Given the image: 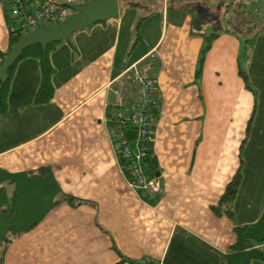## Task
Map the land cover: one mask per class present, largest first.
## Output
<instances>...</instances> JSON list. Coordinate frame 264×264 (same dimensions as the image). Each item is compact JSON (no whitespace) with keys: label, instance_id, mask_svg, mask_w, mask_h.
Segmentation results:
<instances>
[{"label":"crops","instance_id":"obj_1","mask_svg":"<svg viewBox=\"0 0 264 264\" xmlns=\"http://www.w3.org/2000/svg\"><path fill=\"white\" fill-rule=\"evenodd\" d=\"M258 1L250 2L264 11ZM118 2L117 16L54 44L47 102L36 101L38 57L12 70L0 112V264H223L235 227L264 210V31L245 62L242 39L221 32L200 67L206 35L192 31L190 9ZM9 28L0 0L4 52ZM146 62L160 99L157 168L146 170L160 180L157 192L130 186L106 123L111 88L129 99L137 92L122 71ZM238 169L233 215L218 214Z\"/></svg>","mask_w":264,"mask_h":264},{"label":"trees","instance_id":"obj_2","mask_svg":"<svg viewBox=\"0 0 264 264\" xmlns=\"http://www.w3.org/2000/svg\"><path fill=\"white\" fill-rule=\"evenodd\" d=\"M10 0H4V7L6 17L8 20L7 4ZM180 4L187 7L193 12L192 20V31L206 35V43L202 48V56L200 59V67L203 62L204 54L210 47L212 40L218 36L221 32H230L236 34L242 39V62L248 60L252 51L253 45L257 36L264 31V11L253 6V3L248 1H231L227 2V8L223 17L215 19L214 28H208L210 21L203 20L206 16L207 11L204 14L198 15L191 5L187 4L185 0H178ZM212 21V20H211ZM220 21V22H219ZM9 23V20H8ZM9 39L10 46L15 43L19 37L24 33L20 29L14 28L9 25ZM32 30V29H31ZM30 31V30H29ZM54 43L48 44L45 48H42L40 44H35L27 47L23 50L21 55L16 59L12 66L8 69V78L1 82L0 81V112L4 113L8 107V94L10 89V80L12 70L16 62L26 56H34L40 59L42 68V82L36 94V101L39 103L47 102L52 97L54 90L52 85V75L54 68L50 62V52L53 48ZM9 51V50H8ZM0 50V63L2 62L5 55L8 53ZM245 80L247 76L245 70L242 69ZM153 140L148 144L147 156L143 159V165L145 173L148 168H157L156 157L153 151ZM121 166L125 171L128 170L126 163L122 160ZM147 175V174H146ZM241 181V171H238L233 176L232 180L228 183L219 203L213 208L218 214L226 213L228 216L233 215V202L236 197L238 187ZM236 241L228 248L223 264H251L253 259L264 260V251L261 245L264 243V210L261 213L257 221L249 224H243L235 227ZM134 264H141L135 260H131ZM143 264V263H142ZM148 264H157L155 261L149 262Z\"/></svg>","mask_w":264,"mask_h":264},{"label":"built area","instance_id":"obj_3","mask_svg":"<svg viewBox=\"0 0 264 264\" xmlns=\"http://www.w3.org/2000/svg\"><path fill=\"white\" fill-rule=\"evenodd\" d=\"M78 0H10L7 4L9 25L23 32L48 23L58 24L75 12L70 4ZM154 57L152 52L149 54ZM150 62L141 68L132 66L122 71V76L131 78L137 87L131 99L117 88H111L115 100L107 104L106 123L116 157L126 163L127 171L121 169L130 186L159 191L161 183L157 176L148 178L143 159L153 140L160 99L155 76L149 73ZM135 132L129 137L127 132ZM156 262V261H155ZM159 264L158 262H156Z\"/></svg>","mask_w":264,"mask_h":264},{"label":"water","instance_id":"obj_4","mask_svg":"<svg viewBox=\"0 0 264 264\" xmlns=\"http://www.w3.org/2000/svg\"><path fill=\"white\" fill-rule=\"evenodd\" d=\"M70 6L75 9V12L62 22L44 24L24 32L10 46L8 53L0 63L1 82L8 78L9 67L27 47L40 44L42 48H45L50 43L70 40L76 31L119 14L118 0H85L71 3ZM127 134L129 137L135 136V132L132 130H129Z\"/></svg>","mask_w":264,"mask_h":264},{"label":"rangeland","instance_id":"obj_5","mask_svg":"<svg viewBox=\"0 0 264 264\" xmlns=\"http://www.w3.org/2000/svg\"><path fill=\"white\" fill-rule=\"evenodd\" d=\"M187 4L191 5V7L195 10L196 14L201 15L204 14L202 10H206L207 14L203 17V20L210 21V23L215 22V19L220 16L223 17L225 13V8H227V2H231L233 0H185ZM239 1V0H235ZM243 2L251 1V0H240ZM259 2L258 0H256ZM260 3V2H259ZM205 15V14H204ZM212 20V21H211ZM220 22V21H219ZM214 24H211V28L213 29Z\"/></svg>","mask_w":264,"mask_h":264}]
</instances>
